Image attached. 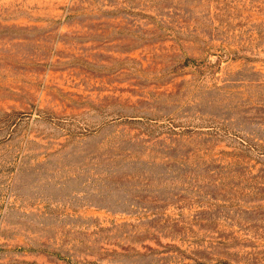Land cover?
Wrapping results in <instances>:
<instances>
[{
  "label": "rangeland",
  "instance_id": "rangeland-1",
  "mask_svg": "<svg viewBox=\"0 0 264 264\" xmlns=\"http://www.w3.org/2000/svg\"><path fill=\"white\" fill-rule=\"evenodd\" d=\"M0 264H264V0H0Z\"/></svg>",
  "mask_w": 264,
  "mask_h": 264
}]
</instances>
